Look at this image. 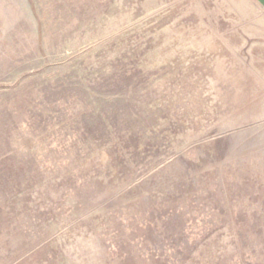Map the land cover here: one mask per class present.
<instances>
[{
  "label": "rangeland",
  "instance_id": "obj_1",
  "mask_svg": "<svg viewBox=\"0 0 264 264\" xmlns=\"http://www.w3.org/2000/svg\"><path fill=\"white\" fill-rule=\"evenodd\" d=\"M0 264H264V7L0 0Z\"/></svg>",
  "mask_w": 264,
  "mask_h": 264
},
{
  "label": "water",
  "instance_id": "obj_2",
  "mask_svg": "<svg viewBox=\"0 0 264 264\" xmlns=\"http://www.w3.org/2000/svg\"><path fill=\"white\" fill-rule=\"evenodd\" d=\"M264 7V0H257Z\"/></svg>",
  "mask_w": 264,
  "mask_h": 264
}]
</instances>
